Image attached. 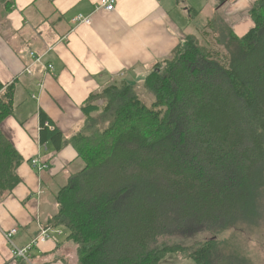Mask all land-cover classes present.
Wrapping results in <instances>:
<instances>
[{
    "label": "trees",
    "instance_id": "1",
    "mask_svg": "<svg viewBox=\"0 0 264 264\" xmlns=\"http://www.w3.org/2000/svg\"><path fill=\"white\" fill-rule=\"evenodd\" d=\"M0 6L9 12L12 0ZM248 14L254 26L243 37L212 20L154 65L142 84L150 105L132 84H112L84 102L67 139L39 113L40 143L71 145L82 163L47 224L66 230L77 264H159L169 253L250 264L215 239L259 224L264 209V0ZM13 100V86L0 84V125ZM23 162L0 129V200ZM203 232L212 238L191 247L158 243Z\"/></svg>",
    "mask_w": 264,
    "mask_h": 264
},
{
    "label": "crops",
    "instance_id": "2",
    "mask_svg": "<svg viewBox=\"0 0 264 264\" xmlns=\"http://www.w3.org/2000/svg\"><path fill=\"white\" fill-rule=\"evenodd\" d=\"M256 1L115 0L110 13L95 10L98 0H12L9 12L0 6V84L14 88L13 114L0 129L24 160L19 184L0 200V264H77L66 230L47 224L56 212V193L73 173L69 168L78 171L82 163L71 145L55 151L50 142L40 143L39 113L67 139L80 130L90 95L121 81L141 88L154 65L209 21L243 37L254 26L248 12ZM78 15L91 24H73ZM30 51L44 55L54 72L45 75L33 66L32 75L24 74ZM11 229L17 232L9 244L3 232ZM42 229L51 239L33 248L27 262L14 260L13 246L25 247Z\"/></svg>",
    "mask_w": 264,
    "mask_h": 264
},
{
    "label": "rangeland",
    "instance_id": "3",
    "mask_svg": "<svg viewBox=\"0 0 264 264\" xmlns=\"http://www.w3.org/2000/svg\"><path fill=\"white\" fill-rule=\"evenodd\" d=\"M217 22L220 21L219 20L215 21L214 22L215 26H217ZM198 39L200 40V37ZM202 43L204 44V42ZM30 53L38 54V52L30 51L28 53L29 63L31 64L32 60L30 58ZM32 71L34 72V69H32ZM53 72L54 71H52L50 74H52ZM136 85L137 84H134L133 86L136 88L139 96L144 101V103L146 105H150L151 103H153L154 102L153 96L147 94L142 87L137 88ZM36 90L37 89H35V91ZM68 171L74 173L75 170L73 169V167H70ZM75 172H77V170ZM261 214H262V219L259 224L254 226L234 227L230 230H226L224 232L218 233L217 236H215V239L219 243L221 242L225 243L224 245L225 252L227 250L235 251L239 254L240 258H245L246 260L250 261V264H264V209ZM211 238L212 235L210 233L203 232L189 239L177 238V237H165L160 239L158 243L159 245H182L183 247H191L196 245L198 242L199 243L205 242ZM159 264H196V263L192 259L183 257V255L181 254L169 253L159 262Z\"/></svg>",
    "mask_w": 264,
    "mask_h": 264
},
{
    "label": "built area",
    "instance_id": "4",
    "mask_svg": "<svg viewBox=\"0 0 264 264\" xmlns=\"http://www.w3.org/2000/svg\"><path fill=\"white\" fill-rule=\"evenodd\" d=\"M96 11L102 10L106 13L113 12L115 10V0H98V4L95 7ZM71 22L76 25H85L89 26L91 24V20L89 17H85L82 15H78L74 17ZM52 50V48H48L47 52ZM44 55H38L36 53H30V58L32 60V63L30 66L25 67L23 70L24 74L26 75H32V67L33 66H39L43 67L45 70V75L50 74L52 71H54V66L51 63H47L43 61ZM119 77H122V74H120ZM32 165L36 166L37 161L33 160L31 162ZM39 170H41L40 167H38ZM16 229H11L7 232H3L4 239L11 244L13 236L16 234ZM51 239V233L49 229H42L39 233V235L33 239L28 245L22 248H16L13 246L12 251V257L14 260L17 261H25L27 262L31 257V252L33 248L37 247L40 244H43Z\"/></svg>",
    "mask_w": 264,
    "mask_h": 264
}]
</instances>
